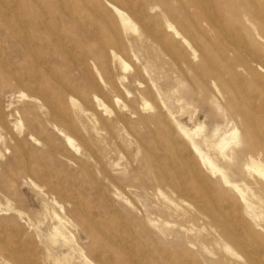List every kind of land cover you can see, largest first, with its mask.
<instances>
[{
  "label": "rangeland",
  "instance_id": "374dc122",
  "mask_svg": "<svg viewBox=\"0 0 264 264\" xmlns=\"http://www.w3.org/2000/svg\"><path fill=\"white\" fill-rule=\"evenodd\" d=\"M113 1L136 32L107 0H0V264H243L226 243L237 232L264 248V205L252 195L258 178L206 141L216 129L231 139L232 126L202 90L189 51L179 43L172 58L140 36L143 28L166 31L165 8L177 3ZM171 18L203 36L184 13ZM203 28L214 37L216 29ZM161 97L171 109L159 116Z\"/></svg>",
  "mask_w": 264,
  "mask_h": 264
},
{
  "label": "bare ground",
  "instance_id": "6f19581e",
  "mask_svg": "<svg viewBox=\"0 0 264 264\" xmlns=\"http://www.w3.org/2000/svg\"><path fill=\"white\" fill-rule=\"evenodd\" d=\"M167 1H173L177 4L174 6V10H170L169 12L168 9L166 10L165 8L166 31H154L149 28H143L140 36L147 38L148 40L155 39L156 43L154 46L158 50L160 49V52L163 51L166 56L169 55L176 59L179 57L180 50L178 45L181 43L190 53L189 60L192 57V59L197 61V68H199L200 71L199 76L203 79L202 90L204 92L209 91L212 104L217 108L218 112L222 113L221 119H226L228 123L227 126H232V132H230L232 135L231 139L228 138V129L221 135H219V129H216L215 138L210 139L207 137L206 141L210 142L211 146L218 151L223 162L235 166L238 157L239 159H242L246 169L251 174L257 176V183H260L261 185L259 190H254L252 188V195L256 197L259 196L260 202L264 205V132L262 133L258 130V123L261 122L264 127V117H261V114H264V0H221L223 3L222 7L219 2L220 0H217V10L221 15L216 18L207 13L211 12V0ZM209 2L211 4L210 9ZM227 2L229 3L227 4ZM107 4L114 13L120 17L122 24L126 26L129 25V27L131 26V30L135 29L134 32H136L137 24L123 7L115 3L113 0H107ZM158 6L161 7L160 3H153L151 8L154 9ZM177 11L184 13L187 17L185 19L188 20L189 23H192V27L195 28L198 33H202L203 36L196 39L195 37L188 35V33L181 27L177 26L171 18L173 16L175 17ZM229 12H233L234 16L232 17V22L228 24V22L226 23L227 20L225 16H227V13ZM204 25H207L212 32L216 29L213 38H204ZM169 31L172 34L169 33ZM164 36H167L170 40H165ZM176 38L179 40H176ZM24 40L28 43L27 45L30 44L28 34L25 35ZM154 54L156 55L157 53L154 52ZM113 55L115 58L124 61L118 53L113 52ZM185 61L189 62L187 59ZM173 66L175 65L173 64ZM74 102L75 105L79 103L77 101ZM74 102L72 99L71 104H74ZM100 104L108 110L105 103L100 102ZM167 107V102L161 97V103L157 109V115H164ZM110 115H112V113ZM240 120L246 124L248 128L246 131H241ZM179 127L181 128L182 133L191 140L199 157L211 167L214 173L219 174L226 183L231 184L230 177L224 166L222 164L220 165L219 162L214 161L210 156L203 152L202 148L192 137L191 132L181 126ZM65 136L66 141L74 147L76 144L73 137L70 135ZM118 136L121 137V135ZM231 142H238V144L230 147ZM240 144H242V146L238 148ZM188 155L189 154H187V156ZM100 190L101 189H99V191ZM184 203L187 205L186 202ZM248 207H252V205H249ZM150 223L152 224V222ZM236 234L237 232L235 235L232 234L231 236L233 243H226L227 250H225V253L227 251V254H231H229L230 256L237 259L242 258L243 264H264V248H261L257 244L255 238L253 236L250 238H242ZM234 245L238 246L241 253L235 249ZM89 262L90 264H94L93 261Z\"/></svg>",
  "mask_w": 264,
  "mask_h": 264
}]
</instances>
